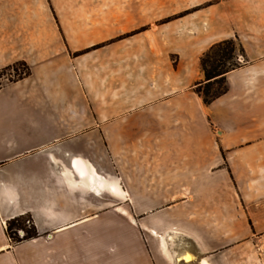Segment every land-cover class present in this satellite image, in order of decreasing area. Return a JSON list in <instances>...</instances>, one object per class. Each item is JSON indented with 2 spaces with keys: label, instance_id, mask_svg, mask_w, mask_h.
Here are the masks:
<instances>
[{
  "label": "crops",
  "instance_id": "1",
  "mask_svg": "<svg viewBox=\"0 0 264 264\" xmlns=\"http://www.w3.org/2000/svg\"><path fill=\"white\" fill-rule=\"evenodd\" d=\"M126 1L0 0V70H30L0 90V264H264V202L243 219L199 198L222 153L264 179V0H181L179 40L173 22L124 38L142 26ZM227 40L244 63L206 105L200 60ZM176 195L180 220L139 218ZM24 217L37 237L13 244ZM169 225L193 250L170 247Z\"/></svg>",
  "mask_w": 264,
  "mask_h": 264
},
{
  "label": "rangeland",
  "instance_id": "2",
  "mask_svg": "<svg viewBox=\"0 0 264 264\" xmlns=\"http://www.w3.org/2000/svg\"><path fill=\"white\" fill-rule=\"evenodd\" d=\"M47 2V1H46ZM31 6V4H30ZM139 9L142 13L141 19L135 20L134 24L137 22H141L140 29L135 31L134 33L131 34H126L124 38H130L135 34H141V35H146L150 31L157 34V36L162 35V31L166 26H168L170 23L173 25V32L172 35L176 37V40H179V34L177 33L179 31V22L180 18L183 15L181 13L182 11V3L181 0H140V2L137 1H126L125 2V10H136ZM46 11H49V7L46 4ZM194 10H190L189 12H185L184 14L192 13ZM149 15V16H148ZM150 17V18H149ZM46 25L48 26L51 23V26H55L56 22L53 18L45 19ZM132 20H125L126 26H129V23ZM135 24V25H136ZM137 26V25H136ZM164 34V33H163ZM234 41V40H233ZM236 42V41H234ZM237 45V51L234 57V60L230 62V64L233 67H238L244 63V58L242 52L240 51V45L236 42ZM213 47V46H212ZM211 49V47L207 50V52ZM242 49V48H241ZM206 52V53H207ZM205 53V54H206ZM205 54L202 56L200 60V68L201 71L204 73L203 68H202V59L204 58ZM214 53L211 54V58L214 57ZM173 62L177 63L178 58L177 56H172ZM226 67L229 68V64H226ZM210 68V66H209ZM28 73L27 66H25L23 63H20L12 68H8L5 70H0V90L6 87L7 85H10L12 83H15L22 78L25 77V74ZM205 76V73H204ZM208 82H206V78L202 83L199 84L198 87L202 86L203 89L205 90V85ZM197 87V89H198ZM226 88V82L225 83H220V84H214L210 88V95L222 92ZM196 89V92H197ZM204 101V100H203ZM205 103V102H204ZM213 103V102H212ZM211 103V104H212ZM207 105V104H206ZM215 131V130H214ZM214 138H218V135L216 132H214ZM222 156L224 158V161H221L220 163H213L211 164L210 169L206 168V177H208V180L206 179L205 181V187H206V193L204 195H200L199 198H204V201L206 203V206H209V204L213 205V209H227L230 206L234 207L237 209L238 213V218H245L246 213H248L249 209L247 210L246 208H260L261 204L264 202V196L262 195V190L260 191V186L263 185L264 187V179H261L259 175H255L253 178H244L243 172V165L240 166V169L235 172V174L231 173L230 170V164L229 161L227 160V156L225 153H222ZM112 161V160H111ZM112 164H109L106 169L114 170L112 167L116 169V164L114 162H111ZM128 165V164H127ZM129 164V166H131ZM137 165V164H136ZM144 166H150V164H142ZM208 165V164H207ZM210 166V165H208ZM239 167V166H238ZM219 171H223L227 175H218ZM218 172V173H217ZM230 174H229V173ZM217 174V175H216ZM220 174V173H219ZM214 180V181H212ZM212 182L214 184H212ZM245 182V184H244ZM210 187V188H208ZM212 187H214V193H210L212 191ZM210 190V191H209ZM247 195V197H246ZM182 197V195H176L173 197L174 202H170L167 207H172L171 209H166L163 211H154L150 213L147 216H140V219H145L146 222H149V220H155V219H164L167 221L169 224H172L176 221L175 220H180L182 218V212L179 209L180 205H175L174 203L177 202ZM190 197V196H189ZM194 197V196H193ZM193 197H190V201H192ZM195 199V198H194ZM246 211V212H245ZM218 212V211H216ZM130 213V212H129ZM131 214V213H130ZM191 214V211L189 212ZM132 215V214H131ZM26 218V217H25ZM133 218V216H132ZM128 219V218H127ZM134 219V218H133ZM29 220V217L26 218L25 225L28 229V231H31V229L34 226V223L32 219L30 218L31 225H27V221ZM135 224V221L134 223ZM246 227H238V231L240 233L244 234V230ZM165 229V228H164ZM166 229L172 230V241L170 242V247L178 252L182 253L186 250H193V244L186 238L181 237L182 232H181V227H171L169 225L166 227ZM127 230V229H126ZM24 231V230H23ZM26 233V232H25ZM127 233V231H126ZM167 236V235H166ZM169 238V237H167ZM130 240H132L130 238ZM113 243L110 241V247L112 248ZM131 245V250L137 254V253H142L144 250L143 244H137L136 242L134 243L133 241L130 242ZM110 248V251H111ZM115 250V249H114ZM143 256V254H141Z\"/></svg>",
  "mask_w": 264,
  "mask_h": 264
},
{
  "label": "trees",
  "instance_id": "3",
  "mask_svg": "<svg viewBox=\"0 0 264 264\" xmlns=\"http://www.w3.org/2000/svg\"><path fill=\"white\" fill-rule=\"evenodd\" d=\"M236 42L233 40H227L220 42L213 47L205 54L202 59V68L205 73L206 82L205 90L202 86L198 87L197 93L203 98L205 104L210 105L216 99L220 98L227 93L228 88H226L219 93L210 95V88L214 84H220L226 82V75L233 70H236L238 67H233L230 62L234 60L236 54ZM242 54H244L243 49L240 48ZM214 53V57L211 58V54ZM226 64H229V68L226 67ZM210 66V68H209ZM28 73L25 74V77L29 75L30 70L27 68ZM27 218V217H26ZM26 218H17L8 224V235L13 244H19L24 241H29L37 237V232L35 226L28 231L25 220ZM30 219V217H29ZM20 230H24L26 235L21 239L18 235Z\"/></svg>",
  "mask_w": 264,
  "mask_h": 264
},
{
  "label": "built area",
  "instance_id": "4",
  "mask_svg": "<svg viewBox=\"0 0 264 264\" xmlns=\"http://www.w3.org/2000/svg\"><path fill=\"white\" fill-rule=\"evenodd\" d=\"M27 225H28V226L31 225V221H30V219L27 221ZM18 235H19V237H20L21 239H23V238L25 237L26 233H25V231L20 230V231L18 232Z\"/></svg>",
  "mask_w": 264,
  "mask_h": 264
},
{
  "label": "bare ground",
  "instance_id": "5",
  "mask_svg": "<svg viewBox=\"0 0 264 264\" xmlns=\"http://www.w3.org/2000/svg\"><path fill=\"white\" fill-rule=\"evenodd\" d=\"M186 261L187 262H190L191 261V258L188 256V257H186Z\"/></svg>",
  "mask_w": 264,
  "mask_h": 264
}]
</instances>
